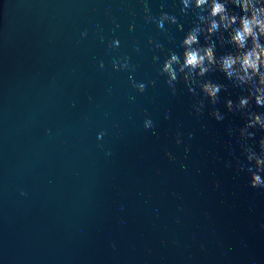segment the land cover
Instances as JSON below:
<instances>
[{"label": "water", "instance_id": "water-1", "mask_svg": "<svg viewBox=\"0 0 264 264\" xmlns=\"http://www.w3.org/2000/svg\"><path fill=\"white\" fill-rule=\"evenodd\" d=\"M181 7L0 0V264H264V189L235 167L246 121L224 104L246 93L209 73L227 91L197 116L202 95L160 75L195 23ZM161 11L183 30L149 22Z\"/></svg>", "mask_w": 264, "mask_h": 264}, {"label": "clouds", "instance_id": "clouds-1", "mask_svg": "<svg viewBox=\"0 0 264 264\" xmlns=\"http://www.w3.org/2000/svg\"><path fill=\"white\" fill-rule=\"evenodd\" d=\"M179 2L182 5L180 14L187 15L191 10L195 23L184 34L180 43V47L183 48L182 55L170 50L160 68V75L167 77L166 83L172 88L173 94L176 93V84L182 78L189 92L197 96L202 95L203 99L194 105L197 116L203 112L205 100L216 105L220 100V92L227 91V85L205 79L209 73H223L234 87L246 93L236 102L232 99L224 101L228 112L239 114L245 117L246 121L244 126L238 129L239 137L236 143L240 146L241 155L246 158L247 163L237 158L235 167L238 171L247 170L250 173V187L264 189L262 176L264 135L258 140L259 151L253 144L248 143L249 140H256V130L264 132V112H257L252 107L254 103L257 108H264V0H179ZM149 11L146 6L145 12ZM148 20L156 23L157 27L165 32V24L177 25L183 30L177 17L164 11H161L158 17L149 16ZM201 36L204 44L200 43ZM168 38L172 39L170 36ZM119 43L118 40L113 41L114 46H118ZM218 44L220 47L230 45L231 50L218 56ZM156 47L162 46L157 44ZM153 60L158 61L159 57L154 56ZM113 68L118 71L128 70L130 68L128 59L125 57L113 61ZM150 83L154 84L155 81ZM133 87L140 93L146 89L144 83L135 81ZM196 89H199V92ZM209 115L218 122L225 119L219 110H212ZM144 127L152 128V120L146 119ZM229 134L234 133L230 130ZM103 135L101 132L100 136ZM192 136L193 133H188L189 139ZM176 143H181L179 134ZM228 148L229 151H233L231 145ZM185 151H188L187 147ZM227 166L231 167V162ZM21 195L25 193L21 191Z\"/></svg>", "mask_w": 264, "mask_h": 264}]
</instances>
